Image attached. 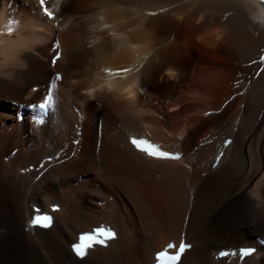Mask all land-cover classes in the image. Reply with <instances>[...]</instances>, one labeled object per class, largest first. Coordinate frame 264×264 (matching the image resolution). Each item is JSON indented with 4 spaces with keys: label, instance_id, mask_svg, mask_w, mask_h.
<instances>
[{
    "label": "bare ground",
    "instance_id": "bare-ground-1",
    "mask_svg": "<svg viewBox=\"0 0 264 264\" xmlns=\"http://www.w3.org/2000/svg\"><path fill=\"white\" fill-rule=\"evenodd\" d=\"M48 6L52 19L37 0H0V264H151L182 238L178 264H264V246L234 253L264 239V7ZM49 90L40 121L31 106ZM131 139L178 158H147ZM38 214L51 227L32 226ZM96 227L116 238L75 258L70 244Z\"/></svg>",
    "mask_w": 264,
    "mask_h": 264
},
{
    "label": "snow or ice",
    "instance_id": "snow-or-ice-1",
    "mask_svg": "<svg viewBox=\"0 0 264 264\" xmlns=\"http://www.w3.org/2000/svg\"><path fill=\"white\" fill-rule=\"evenodd\" d=\"M45 13H46L48 18H50V19L54 18L53 14L51 12H48L47 10H45ZM59 47H60V45L57 43L55 45V48L58 50ZM59 58H60L59 55H57L55 53L53 55V58H52V64L55 65L58 62ZM261 60L264 61V57H261ZM121 71L128 72L130 70L127 68H124ZM117 74H119V73H117ZM56 79L59 80L60 77L57 76ZM52 99H53L52 94H51V92H49L45 102L40 103L38 105V107L42 110L48 109L52 104ZM131 143L137 149L147 153L149 156H152V157L164 158V159H177L178 158L176 156L170 155L167 151L159 150V148L156 145L149 143L147 140L133 139L131 141ZM33 223L36 225H42L44 227H48L50 225V218L47 216H36L35 219L33 220ZM113 235H114V233L111 231L100 232L98 234L99 237H111ZM94 239H95V237H93V236H88V235L81 236L80 237V243L74 245V251L76 252V254L80 257H83L85 255V249L87 247H89V242L93 241ZM168 247L172 248L173 245L169 244ZM184 250H185V246L183 244H181L179 247V252L176 255H167L165 252H161L159 254V256L163 260L178 261L180 259L179 253H183ZM250 251L251 250H248V251L244 252L243 254L248 255V254H250Z\"/></svg>",
    "mask_w": 264,
    "mask_h": 264
},
{
    "label": "rangeland",
    "instance_id": "rangeland-1",
    "mask_svg": "<svg viewBox=\"0 0 264 264\" xmlns=\"http://www.w3.org/2000/svg\"><path fill=\"white\" fill-rule=\"evenodd\" d=\"M75 112H78V109H76Z\"/></svg>",
    "mask_w": 264,
    "mask_h": 264
}]
</instances>
